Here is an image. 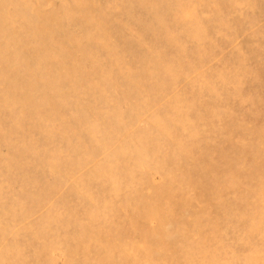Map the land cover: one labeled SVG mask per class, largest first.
I'll return each instance as SVG.
<instances>
[{
  "label": "rangeland",
  "instance_id": "obj_1",
  "mask_svg": "<svg viewBox=\"0 0 264 264\" xmlns=\"http://www.w3.org/2000/svg\"><path fill=\"white\" fill-rule=\"evenodd\" d=\"M66 1L67 0H33L31 3L29 2L30 5L25 8V13L27 16L42 15V17H44L52 14L57 9L58 5L65 3ZM122 1H124L127 6H125L123 11L115 14L116 17L114 16V19L119 20V24H117V26H110V29L113 35L129 36L130 40L125 43L122 48L124 53L123 58H125V60L127 59L126 61H131L133 57H137L141 62V66L146 68L147 64L153 57L148 54L146 50L145 45L148 43H155L157 51L161 54L163 53V55H173L175 51L174 48L166 46L162 39L164 33L162 30H159L160 28L154 25L156 21L152 20V15L142 13L145 15L143 19L147 28V30L143 33L144 35H137L132 32V26L130 24L131 19L129 18V14L127 12H141L132 6L130 2L131 0ZM215 1L217 0H208L206 3L209 6L213 4L212 7H216L219 3ZM68 2L70 3L69 0ZM90 2L93 6L95 5L97 7L100 4H103L105 0H90ZM253 3L250 6L251 8L245 7L242 9L243 11H240L241 15L244 13L242 15L244 17V21L241 24L242 30L238 31L240 33L234 32L233 30H230V28H221L223 23H219V21L226 20L225 12L217 18V29H214L215 33H211L213 38L215 37L216 40H218L217 47L214 49L212 56H207V59L206 57L204 59V63H207L206 66L213 69L216 67L222 68L224 66H229L228 69L224 71L223 75L228 82L230 81V83H233L238 79L240 72H243L245 76H248L251 79L242 88L237 89L236 87V90H231L229 94L222 95L220 99L224 100V104L235 100H241L242 105H244L240 110L247 113L249 117H251L250 119H257L258 122L256 124L247 123L245 126H240L235 130L236 137L238 136L237 138L240 140L242 139V142L245 143V150L251 152L253 151L254 156H250L248 159L250 161L243 164L244 162L241 160V148L238 146H228L224 133H220L218 136L219 138L213 140L214 142L209 145V149L215 152L212 157L213 167L214 165L218 167L224 166L221 169H227L229 171L228 176L231 175L232 178H236L241 181V185L235 188L228 189L221 179L219 188L216 190L210 180V172L213 171V169L208 165L209 162L207 159L196 160L193 163L192 168L188 162L183 160V163H181L182 169H188V171L192 169L194 170L191 174L192 179H190V190H185L184 192L186 194H184L182 191L172 188L166 193L170 196L164 194L160 197L161 199H157L156 205L160 208V213L158 212L156 219L149 220L146 217V205L144 207L145 203L141 196L142 194L149 193L154 188H161V186L164 185L163 179H165L164 174L166 172L154 168L152 164L149 163L150 159H148L147 152L146 157L140 159L139 162L141 165L139 173H143V177L140 175H130L126 169L127 165H125V162L119 161L118 163H113L115 162L114 158L110 154H107L105 148H102L98 142L88 136L85 127H82L78 122L79 120L81 121L86 119L90 123L97 122L100 130H103L105 126L113 130L116 128V124L111 119H107V117L111 115V113L120 112V115L123 113L122 116L124 115V119L131 125L132 131L143 133L148 130V124L146 121L148 120V117H150L155 111L160 113L163 112L167 96L170 95L175 86L177 90L188 89L189 83L184 77H181L177 84L175 83L174 85L169 82L167 78L168 73L163 71L157 72L154 80H156L158 84L166 81V87L161 90L158 88V84L149 81V78H147L144 72L138 73V75L133 78L135 82L132 83L128 82L125 77L116 74L114 75L115 87L112 89H106L109 102H99L96 109L83 111L92 105L95 97L99 100L100 95H93L87 90H82L79 94L73 95L67 100V103L61 112V117L59 116L49 119L48 113L45 109H41L38 113L25 111L26 113L23 114V119L20 124V126H22V128L20 127L21 129L16 128L15 118L16 114L22 110H20L19 107L12 110H6L4 107H0V212L5 211L9 205H15V202L16 204L21 202L27 210H30V214L26 218H23L19 212L17 213V231L23 229V227L30 228L34 226L36 229H34V231H37V233H32L30 231V234L26 232H18L16 236V248L18 247V250L22 253V262L20 263L176 264L177 262V264H186L183 262L184 251L181 246V232L185 231V234H187L190 238L189 243L191 245L192 264H229V262L230 264H264V230L262 232L259 228L262 218H260V215L256 216L253 213L254 207L252 201L250 200L252 198V193L256 194L260 191V186H258L257 181L252 179L253 167L257 160L264 163V133L259 132L250 134L251 129L264 126V0H253ZM8 13H12V9H9ZM66 18L67 23L65 22ZM68 19L69 17L64 16V19L62 20L64 27H62L56 35L57 38L60 39V42H57L53 46V50L60 56L61 59H67V56L69 57L70 55L73 57H80L76 47L66 41L65 37L67 33L65 32V29H70L71 33L77 37L82 36L85 33L82 30V27L79 26L78 21H71L68 24ZM93 31V28L89 30L91 33L96 32ZM256 35H258V38H260L259 40L261 41L253 39ZM23 36H25V32ZM221 39H224L223 42ZM250 41H252V43H255L256 41L257 45L255 44L253 49H258L259 46L263 45V49L260 53L258 52V56L255 60L253 59V55H250L247 49V57H249L245 60L246 51L243 48H245V46L247 47V42ZM87 49H91V47L89 46ZM65 51L67 52L65 53ZM157 51L154 55L157 54ZM99 56L102 59L105 58L104 54H100ZM257 67L262 69V76L259 78L260 80L253 79L257 76V74L252 76L255 68ZM64 87L67 88V86ZM37 90L47 91V85H44V82H41L37 85ZM253 90L255 91L254 94L257 95L256 101L253 100L251 103H246L244 97L249 93L251 94ZM5 92L2 91L0 93V103L5 96ZM208 98L209 94L207 92L203 93V99ZM144 101L145 106L141 107L139 104ZM249 104H251V107ZM253 109H255L254 113L252 112ZM203 112L204 110H202V106L200 107V105H198L193 113L202 114ZM99 113L101 115H98ZM73 116L77 117L75 122L72 120ZM162 116L168 124H171L175 117L172 112L163 114ZM167 117H170V119ZM98 119H100V121ZM48 131H50V134H48ZM260 135H263V137L260 138ZM114 136L119 137L116 133ZM249 136L251 137L250 139L248 138ZM95 143H97V146H95ZM77 144L84 145V150L88 152L89 160H86L87 163L80 165L78 177L81 181L79 186L81 192L89 194L90 203L84 201L82 199L83 196L73 191L75 188H72V184L67 180V177H65V175L69 172L65 162L68 160L76 162L81 159L82 155H80V153H74L75 150L73 147L77 146ZM167 145L170 144L167 143ZM59 153L65 157V161L63 160L62 162H58L59 164H57L54 168H51L49 165L51 163L50 158ZM97 164L106 168L107 172L113 171V173H117V177H110L109 179L101 182L104 186V190L106 189L103 198L112 203V206L114 207V209L112 207V214L109 219L108 217L92 218L87 215V212L99 207L97 199L99 182L90 181V177ZM206 165L209 167H206ZM124 168L126 170H124ZM244 174L246 176H244ZM247 177L250 182L244 184ZM199 178L201 179L200 181ZM144 181L145 183H143ZM117 182L120 183L121 192L119 190L116 193L112 190ZM132 186H136L135 189ZM175 189L176 192H174ZM141 191L145 192L141 193ZM171 192L175 194H170ZM239 194L241 196H239ZM184 195L188 198L183 197ZM241 197H244L246 200L237 204L236 200ZM170 198L174 199L172 200ZM189 199L191 200L189 201ZM91 200L93 202H91ZM263 200L264 196L260 197L259 202L262 203L260 206L264 205ZM168 203H171L170 209L166 206ZM133 207H136L138 210ZM72 215L75 216V218H72ZM198 220L201 222L199 223ZM105 223H107V226ZM175 223L179 225H176ZM178 228L181 229L179 230ZM81 229L85 230L87 234V238H85L86 240L78 241V244L77 242H70L68 238L76 236ZM144 230H147V233ZM175 231L177 234L174 233ZM158 233L160 234L158 235ZM155 235L159 237H156ZM170 236L172 239H170ZM62 239L64 240L63 244L60 243ZM65 239H68V241L65 242ZM5 241L6 242H4V244L0 243V248L3 249L1 251L8 249L11 254L9 257L13 256V252H11L9 246V244L12 246V238L9 236L8 238H5ZM126 244L131 245L129 251L124 249ZM200 249H206L209 253H202ZM248 253H251V255L249 256ZM228 254H230V256L232 254H237L238 256L239 254L240 258L239 256H231V258ZM208 257H215L217 261L210 263ZM161 258H163V261ZM257 261L259 262L257 263Z\"/></svg>",
  "mask_w": 264,
  "mask_h": 264
},
{
  "label": "bare ground",
  "instance_id": "obj_2",
  "mask_svg": "<svg viewBox=\"0 0 264 264\" xmlns=\"http://www.w3.org/2000/svg\"><path fill=\"white\" fill-rule=\"evenodd\" d=\"M32 1L33 0H0V93L2 91L4 92L6 91L4 98L0 103V107H4L6 110H12L16 107H19L20 110H22L21 112L16 114V118H15L16 128H20V127L22 128L20 124L23 119V114L26 113L25 111L38 113V111H41V109L43 110L45 109L46 112L48 113L49 119H52L53 117H59V116L61 117L62 116L61 112L63 111L64 106L67 103V100L73 95L79 94L80 91L82 90H87L89 93L93 95L94 94L100 95L99 100L96 99L95 97L93 99L92 105L89 108L84 109L83 111L96 109L99 102H105V103L107 101L109 102L106 89L108 88L112 89L115 87L114 75L116 74L125 77V79H127L128 82L132 83L135 82L133 78L137 76L138 73L144 72L147 78H149V81L158 84L156 80H154V78L157 75V72L163 71L168 73L167 78L170 83L175 85V83L177 84L178 80L181 77H184L185 79H187L189 83L188 84L189 87L186 90H177L176 86L173 88L170 95L167 96V100L165 101L163 112L160 113L155 111L150 117H148V120H146L148 124L147 131L143 133H137L136 131H132L131 125L124 119V115L122 116L123 113L120 115V112L111 113V115L107 117V119H111L116 124V128L113 130L108 128L107 126H105L103 130H100L97 122L90 123L86 119L81 121L78 119L79 124L82 127H85L88 136H90L93 140L98 142L102 148H105L107 154H110L114 158L115 162L113 163L124 161L125 165H127L126 169L130 175L132 176L140 175L141 177H143V173H139L141 169V165L139 162L140 159L146 157L147 152H148V159H150L149 163L152 164L154 168L166 172L164 174L165 179H163L164 185H162L161 188L158 189L154 188L149 193L142 194L141 196L142 200L145 203L144 207L146 205L145 214L149 220L156 219L157 214L159 212L160 208L156 205L157 199H161L160 197H162L172 188H176L178 191H182V193L184 194H186L184 192L185 190L187 191L190 190L189 189L190 179H192L191 174L194 172V170L192 169L188 171V169L187 170L184 168L182 169L181 163H183V160L188 162L192 168L193 163L196 160L207 159L209 162L208 165L213 169V171L210 172L211 175L210 180L212 182V185L216 188V190H218L219 188V183L221 182L220 181L221 179L223 183L228 187V189L235 188L241 185L240 180L236 178H232L231 175L228 176L229 171L227 169L225 170L221 169L224 166L218 167L214 165L213 167L212 157L214 156L215 152L209 149V145L210 143L214 142L213 140L219 138L218 136L220 135V133L221 134L224 133L226 136V142L228 146H238L239 148H241L242 151L241 160L242 162H244L243 164H245L247 161H250L248 160L250 156H254L253 151L251 152L245 150L244 147L245 143L242 142V139L241 140L238 139L237 138L238 136L236 137L235 130L240 126L241 127L245 126L247 123L256 124L258 122L257 119L255 118L250 119L251 117H249L247 113L240 110L241 107L244 105V104L242 105L241 100H235L233 102L224 104L225 103L224 100L220 99L222 95L229 94L231 90H236L235 89L236 87L237 89L242 88L251 79L250 77L245 76L243 72H240L238 79L235 82L230 83V81L228 82L223 75L224 71L228 69L229 66H224L222 68L216 67L213 69L209 66H206L207 63L206 64L204 63L205 62L204 59L205 57L207 59V56H212V54L214 53V49L217 47L218 40H216L215 37L213 38L211 34L212 32H214V29L217 27L216 26L217 18H219L225 12L226 20L219 21V23L220 22L223 23L221 28L222 29L230 28V30L240 33L238 31L242 30L241 24L244 21L243 19L244 17L242 16L244 13L241 15L240 11H243L242 9H244L245 7L246 8L250 7L251 4L253 3V0H217L215 2H218L219 4L216 7H212L213 4L209 6L206 3V1L208 0H131L130 2L132 6L141 12V13H136V11L135 13L127 12L129 14V18L131 19L130 24L132 26L131 27L132 32L137 35H142L147 30L146 24L144 23V19H143L145 15L142 13H146L147 15H152L153 16L152 20L156 21L154 25L160 28L159 30H162V32L164 33L162 38L164 43L169 48L172 47L175 50L173 55L165 54L166 55L165 56L163 55V53L161 54L157 51V47L155 43L146 44L145 46L148 54L153 56L152 59L150 58L151 59L150 62L147 60L149 63L147 64L146 68H143V66H141V62L137 57H133L131 61H126L127 59L125 60V58H123L124 53L122 48L123 45L130 40L129 36L113 35L110 29V26H115V25L117 26V24H119V20L114 19V16L116 13L123 11L125 9V6L127 5H125L124 1L105 0L103 4L99 3L100 5L98 4L99 6L96 7L95 5L93 6L90 0H69L70 3L67 0L65 3L58 5L57 9L52 14H49L44 17H42V15L27 16V14L25 13L26 12L25 8L28 7L30 5L29 2L31 3ZM9 9H12V13H8ZM64 16L69 17L68 24L71 21H78L79 26H81L82 30L85 32L82 36L77 37L76 35L71 33L70 29L66 27H65L66 29L64 28L65 32L67 33L65 37L66 41L73 44L76 47L78 54H80V57H73L72 55H70L69 57L67 56V59H61L60 56L53 50L54 44L60 42V39H58L56 35L57 32L60 31L62 27H64V23L62 21L64 19ZM65 22L67 23V18ZM92 28L94 29V31H96L95 33H91L92 31L89 32V30ZM24 32H25V36H23ZM253 39L259 40L260 38H258V35H256L255 37H253ZM221 40L223 42L224 39ZM255 44L256 41L255 43L254 42L252 43V41H250L247 42V47L245 46V48H243L245 49V51L247 49L250 55H253L254 60L258 56V52L260 53V51L263 49V45L259 46L258 49L257 48L253 49V46H255ZM89 46L91 47V49H87V47ZM156 51L157 54L154 55ZM66 52L67 51H65V53ZM100 54H104L105 58L104 59L100 58L99 56ZM245 57H246L245 60H247L249 57V56L247 57V51ZM254 74H257V76L253 79H259L262 76V69L260 67L255 68L252 76ZM41 82H44V85H47V91L37 90V85ZM165 84L166 81L163 83H159L158 88H160L161 90L164 89L166 87ZM64 86H67V88H65ZM205 92L209 94L208 99H203V93ZM254 92L255 91L253 90L251 94L249 93L244 97L246 103H251L253 100L256 101L257 95L254 94ZM139 105L141 107L145 106V101L141 102V104ZM198 105H200V107L202 106V110H204L202 114L193 113L198 107ZM250 105L251 104H249V106ZM254 110L255 109H253L252 111L253 113ZM169 112H172L175 115L174 120H172L173 122L171 124L165 122V119L162 116L163 114ZM98 115L101 114L99 113ZM167 118L170 119V117ZM72 120L75 122L77 120V117L73 116ZM98 120L100 121V119ZM259 132L264 133V126L263 127L261 126L260 128L256 127L254 129H251L250 134L259 133ZM115 133L119 137L114 136ZM48 134H50V131H48ZM261 137H263V135L262 136L260 135V138ZM248 138L250 139L251 137L249 136ZM167 143H169L170 145H167ZM96 144L97 143H95V146H97ZM73 148L75 150L74 153H80V155L82 156L81 159L76 162L70 160L65 162V165H67L69 169V172L67 173L68 175L66 174L65 177H67V180L70 181V183L72 184V188H75V190L73 191L79 193L81 196H83L82 199L84 201L90 203L89 194L81 192V189L79 187L81 181L79 180L78 177V173H79L78 171L80 170V165H83V163H87L86 160H89L88 152L84 150L85 147L82 144H77V146ZM64 158L65 157L61 153L52 156L50 158L51 159V163L49 164L50 167L54 168L57 164H59L58 162H62ZM208 165H206V167H209ZM126 169L124 168V170ZM114 176L117 177V173H113V171L107 172L106 168L98 164L96 165L93 174L90 177V181L99 182L97 189V193H98L97 199L99 202V207L97 209L90 210L89 212H87V215H89L90 217L92 218L108 217L109 219V217L111 216L113 204L103 198L106 189L104 190V186L102 185L101 182L103 180H107L110 177H114ZM244 176L246 175L244 174ZM252 179L257 181L258 186H260V191H258V193L256 194L252 193L251 194L252 198L250 200L252 201L254 207L253 213L256 216L260 215L261 216L260 218H262L261 221L262 225L261 224H259L260 226L258 224L257 225L259 226L260 230H262L263 232L264 205L260 206L262 205V203L259 202V199L260 197L264 196V163H261L258 160L256 161V164L253 167ZM200 180L201 179L199 178V181ZM248 182L250 181L247 177V180L244 182V184H247ZM143 183H145V181ZM58 189H59V185H58ZM120 189H121L120 183L117 182V184L114 185L112 191L117 193ZM176 189L174 192H176ZM144 192L141 191V193ZM170 194L173 193L171 192ZM239 196L241 195L239 194ZM183 197H185V195ZM190 200L191 199H189V201ZM245 200L246 199L244 197H241L236 201L237 204H240ZM91 202L93 201L91 200ZM166 206L170 209L171 203H168ZM18 212L19 214H21L23 218H26L30 214V210H27L21 202L17 204L15 202V205H9L5 211L0 212V243L4 244V242H6L5 238H8L10 236L12 238V242H11L12 246L10 244L9 246L11 252H13V256L9 257V255L11 254L8 251V249L1 251L3 249L0 248V264H22L20 263L22 262L21 261L22 253H20L18 247L16 248V236L18 232H26L30 234L31 231L32 233H37V231H34L35 226L30 228L23 227V229L17 231L16 215ZM71 217L75 218V216L73 215ZM105 224L107 226V223ZM176 231L174 233H176ZM159 234L160 233H158V235ZM181 236H182L181 246L184 251L183 262L186 264H192V259H191L192 256H191V248H190L191 245L189 243L190 238L188 237L187 234H185V231L181 232ZM85 238H87V234L85 230L81 229L76 236H72L68 239L70 242L72 243L77 242L78 244L79 243L78 241H84L86 240ZM68 239H65V242H67ZM170 239H172V237ZM60 243L63 244L64 240L62 239ZM129 248H131V245L128 244H126L124 247L126 251H129L130 250ZM200 251L206 254L209 253V251H207L206 249H200ZM228 255L230 256V254ZM250 255L251 253L249 254V256ZM231 256L238 257L239 254L238 256L237 254L236 255L232 254ZM208 258L210 263L217 261L215 257L214 258L208 257ZM162 259L163 258H161V260ZM258 262L259 261H257V263Z\"/></svg>",
  "mask_w": 264,
  "mask_h": 264
}]
</instances>
